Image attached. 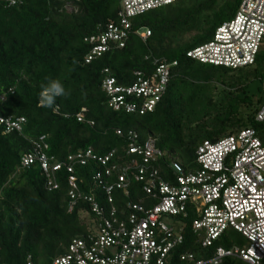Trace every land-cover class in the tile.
Listing matches in <instances>:
<instances>
[{"label":"trees","instance_id":"1","mask_svg":"<svg viewBox=\"0 0 264 264\" xmlns=\"http://www.w3.org/2000/svg\"><path fill=\"white\" fill-rule=\"evenodd\" d=\"M239 2L176 0L137 14L131 18V31L122 47L110 44L85 62L91 46L84 38L118 20L120 0H17L14 5L0 0V117H24L21 131L5 132L0 123L2 261L19 264L29 257L34 264H50L66 253L72 239L85 237L96 218L83 196H92L108 210L104 187L117 180L116 170L106 175L105 166L91 158L85 164L69 163L71 154L90 149L103 157L112 152L107 166L118 167L128 159L127 134L134 132L138 144L148 137L155 140L165 154L152 164L171 180L170 161L193 170L195 150L204 140L214 141L247 127L256 129L264 140V122L254 120L257 108L264 104V90L258 87L256 93L250 87L254 80L264 84V42L252 65L236 69L200 63L186 55L209 40ZM144 28L150 35L142 40L138 31ZM173 61L176 64L170 66L167 85L153 110L139 114L109 106L102 87L107 74L117 85L126 86L134 80V72L147 75L156 64ZM51 79L59 80L70 95L44 107L39 104L41 84ZM36 143L48 145L49 164L72 166L71 172L66 166L54 172L56 188L47 186L37 160L28 167L20 165L21 157L33 153ZM71 174L76 176L80 198L68 210ZM128 179V195L118 188L111 191L123 215L128 201L142 199V204L152 205L141 190L142 183L131 173ZM183 220V241L172 251L171 264H183L181 253L208 258L217 246L231 247L225 234L213 245L201 247L190 228L191 217ZM218 264L246 263L228 256Z\"/></svg>","mask_w":264,"mask_h":264},{"label":"built area","instance_id":"2","mask_svg":"<svg viewBox=\"0 0 264 264\" xmlns=\"http://www.w3.org/2000/svg\"><path fill=\"white\" fill-rule=\"evenodd\" d=\"M6 1L10 5L17 2ZM174 1L120 0L118 20L84 38L91 46L85 62L108 50L110 44L122 47L131 31L133 16ZM138 35L145 40L150 30L141 29ZM263 42L264 0H240L232 17L219 24L209 40L189 49L186 55L200 63L236 69L252 65ZM175 64V61L158 63L147 75L136 71L134 80L126 86L117 85L114 77L107 74L102 87L109 106L139 114L153 110L167 85L169 68ZM254 120L264 122V104L257 108ZM23 122V116L0 117L5 132L21 131ZM116 132L119 134L120 130ZM127 138L128 159L118 167L114 163L107 166L112 152L102 157L87 149L68 156L69 163L85 164L90 158L97 159L105 166L106 175L116 170L117 180L104 187L108 210L92 196H83L90 202V211L96 218L91 220L86 236L72 239L66 253L54 257L50 264H171L172 251L183 241V219L188 216L190 228L203 248L213 245L229 229L238 232L246 243L228 248L217 246L208 258L181 253L179 260L183 264H218L228 256L246 264H264V140L256 129L247 127L214 141L204 140L195 150L193 170H185L177 161H170L171 180L160 175L152 164L165 154L152 137L142 144L136 143L134 132H128ZM39 139L43 140L44 136ZM47 148L46 143H36L33 153L21 157L20 165L28 167L37 160L47 186L56 188L54 172L62 166L69 172L73 169L66 162L49 164L52 158L46 155ZM129 173L142 183L141 190L149 196L152 205L142 204V199L128 201L123 215L117 210L111 191L118 188L128 195ZM99 178L100 173H96L95 179ZM68 184L71 187L68 210H71L80 198L76 176L69 175ZM0 264L8 263L0 256ZM19 264L34 263L27 257Z\"/></svg>","mask_w":264,"mask_h":264},{"label":"clouds","instance_id":"3","mask_svg":"<svg viewBox=\"0 0 264 264\" xmlns=\"http://www.w3.org/2000/svg\"><path fill=\"white\" fill-rule=\"evenodd\" d=\"M73 63L75 64L77 61L74 60ZM69 95L70 91L66 90L65 86L59 80L51 79L47 82V84H41L39 104L44 107H52L57 98H66Z\"/></svg>","mask_w":264,"mask_h":264},{"label":"rangeland","instance_id":"4","mask_svg":"<svg viewBox=\"0 0 264 264\" xmlns=\"http://www.w3.org/2000/svg\"><path fill=\"white\" fill-rule=\"evenodd\" d=\"M250 87L256 93H257L258 87H260V89L262 91L264 90L263 82L262 81H258V80L252 81L250 83ZM165 222L169 224V222L167 220ZM225 236H226V238L228 239L229 242H232L231 244L240 245L242 243L243 244L246 243L245 240L243 239V237L238 232H236L234 230H231V229L227 230L226 233H225Z\"/></svg>","mask_w":264,"mask_h":264}]
</instances>
